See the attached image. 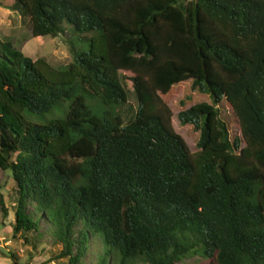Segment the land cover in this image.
I'll return each instance as SVG.
<instances>
[{
	"label": "trees",
	"instance_id": "trees-1",
	"mask_svg": "<svg viewBox=\"0 0 264 264\" xmlns=\"http://www.w3.org/2000/svg\"><path fill=\"white\" fill-rule=\"evenodd\" d=\"M3 7L34 37L66 36L72 57L55 67L0 39V168L26 248L49 235L66 264H264V0ZM185 81L212 100L178 113L199 132L194 153L161 98ZM129 93L137 109L124 123L112 109Z\"/></svg>",
	"mask_w": 264,
	"mask_h": 264
},
{
	"label": "rangeland",
	"instance_id": "rangeland-1",
	"mask_svg": "<svg viewBox=\"0 0 264 264\" xmlns=\"http://www.w3.org/2000/svg\"><path fill=\"white\" fill-rule=\"evenodd\" d=\"M4 6V0H0V39L11 40L15 47L23 52L24 55L32 60L44 58L48 63L55 67L65 66L71 62V53L65 41L66 36L52 37H34L26 24L23 23L20 15L14 11H10ZM130 77L129 72H121ZM162 101L171 110V125L173 130L179 134L185 141L190 152L197 151V141L199 132L195 131L191 125L182 126L178 113L191 105L199 102L212 103L211 98L204 93H199L191 89V81H185L172 87L170 92L161 96ZM87 103L92 109V113L101 116L100 106L96 99H87ZM64 109V108H63ZM137 102L134 94L129 93L127 102L121 108H113L114 113L120 114L124 123H126L136 112ZM223 114L229 118L230 108L223 103L220 106ZM56 111L54 115H58ZM50 117V115H48ZM35 121L43 122L44 119L33 117ZM231 131H237L234 123L231 124ZM13 178L11 171L2 170L0 168V186L3 196V202L8 209L7 218H3L0 214V264H66L64 261H55L53 256L57 253L56 249L51 248V237L43 236L40 243L36 247L24 246L22 240L13 235L11 223L13 221V199L15 192L13 189ZM42 229L46 227L41 222ZM43 231V230H42ZM12 255L15 257L13 258ZM96 261L89 256L85 264H93ZM177 264H208L207 258L200 255L187 257Z\"/></svg>",
	"mask_w": 264,
	"mask_h": 264
}]
</instances>
